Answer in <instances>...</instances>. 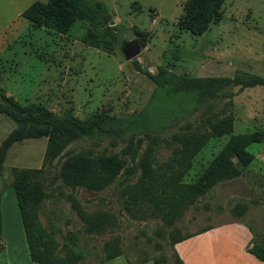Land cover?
I'll return each instance as SVG.
<instances>
[{"label":"rangeland","instance_id":"rangeland-1","mask_svg":"<svg viewBox=\"0 0 264 264\" xmlns=\"http://www.w3.org/2000/svg\"><path fill=\"white\" fill-rule=\"evenodd\" d=\"M35 1L47 0H0V96L12 97L21 105L39 104L53 114L78 121L99 115L124 118L148 103L155 88L149 74L161 68L190 77L264 78V0H224L222 19L201 36L177 26L186 0H98L107 8L113 25L123 30L122 43L111 53L81 42L86 33L82 22H77L68 35L29 26L20 14ZM137 33L145 35L144 46L128 61L124 51L137 40ZM224 116L233 118L232 133L211 139L193 159L183 182L196 181L230 136L262 134L263 140L247 147L253 156L249 165L241 167L234 160L236 178L212 187L172 224L160 218L134 217V210H126L128 190L139 177L140 160L149 151L146 139H142L134 160L120 155L125 145L113 144L108 138L62 141L41 137L13 142L4 151L0 170V264H35L28 256L11 188L15 169L37 171L46 195L39 213L41 225L52 233L57 244L74 236L86 254L85 264H100L105 246L122 255L104 264H147L159 256L166 258L165 264H173L169 245L172 229H176V236H185L205 226L238 221L249 225L257 237L262 236L264 86H229L207 98L198 113L171 125L159 144L152 145L148 157L154 167L167 162L172 154L168 144L173 133L186 124L207 128L208 118ZM15 128L13 121L0 115V150ZM83 150L112 152L123 162L119 176L102 192L81 188L72 191L62 187L57 178L60 165ZM69 196L86 214L102 212L110 216V225L101 233H87ZM174 251L179 254L175 247ZM142 259L146 262H140ZM205 259L198 264H206Z\"/></svg>","mask_w":264,"mask_h":264},{"label":"trees","instance_id":"trees-1","mask_svg":"<svg viewBox=\"0 0 264 264\" xmlns=\"http://www.w3.org/2000/svg\"><path fill=\"white\" fill-rule=\"evenodd\" d=\"M224 0H186L182 14L177 20L180 30L193 36H201L211 24L222 19ZM29 26L47 29L61 35H68L77 22L86 25L83 44L111 53L122 43V27L111 25L107 8L98 0H47L31 3L20 15ZM136 42L144 46L145 35L137 33ZM129 45V44H128ZM155 85L148 103L139 112L128 117L91 116L78 121L72 116H58L39 104L21 105L12 97L0 96V115L7 116L15 124V130L6 138L0 150V170L4 151L13 143L27 139L47 137L62 141L76 138L111 139L113 144L125 145L120 155L136 159L142 139L149 141V150L139 162L140 174L130 186L125 200L126 210H134L139 218H160L173 223L193 206L212 187L238 176L236 164L246 167L253 156L246 150L251 144L260 143L262 134H240L230 136L216 157L202 171L193 183L183 182L192 167L195 156L213 138L230 135L233 118L206 120L207 128L186 124L169 138L172 154L168 161L154 167L149 160L152 145H158L168 129L199 112L207 98L229 86L252 88L264 86V78L251 76L239 79L226 76L190 77L182 76L167 69L149 74ZM164 141V140H163ZM236 161V164L234 163ZM123 162L112 152L83 150L70 155L59 167L57 178L61 186L72 191L85 189L93 193L102 192L119 176ZM11 188L14 191L25 243L31 262L36 264H85V252L76 239L66 238L57 244L55 237L43 227L39 220L43 199V187L37 179V171L30 169L13 170ZM1 198V194H0ZM72 207L84 224L87 233H101L110 225L111 218L102 212L86 214L78 201L69 196ZM234 212V211H233ZM239 214V211L234 212ZM136 214V215H135ZM251 233L246 251L257 260L264 261V233L256 232L245 224ZM212 228L205 226L185 235L176 236V229L169 231V245L172 249L173 264H183L174 251V245L193 235ZM1 241V215H0ZM105 257L100 264L120 257L122 252L110 246L104 248ZM153 264H165L166 258H152ZM140 262L145 263V260ZM129 264V263H128Z\"/></svg>","mask_w":264,"mask_h":264},{"label":"crops","instance_id":"crops-1","mask_svg":"<svg viewBox=\"0 0 264 264\" xmlns=\"http://www.w3.org/2000/svg\"><path fill=\"white\" fill-rule=\"evenodd\" d=\"M0 215L2 235L1 210ZM251 237V233L245 223L238 221L226 222L223 225L213 226L204 232L178 242L174 247L178 249V256L183 264H198L203 260L204 256H206V264H264V261L257 260L246 251ZM1 245L0 241V247Z\"/></svg>","mask_w":264,"mask_h":264},{"label":"water","instance_id":"water-1","mask_svg":"<svg viewBox=\"0 0 264 264\" xmlns=\"http://www.w3.org/2000/svg\"><path fill=\"white\" fill-rule=\"evenodd\" d=\"M111 25H113V23ZM139 52L140 46L136 42H134L129 46L127 50L124 51V57L129 61L135 58L139 54ZM147 264H152V262H148Z\"/></svg>","mask_w":264,"mask_h":264}]
</instances>
